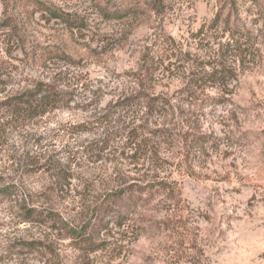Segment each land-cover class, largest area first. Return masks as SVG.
Instances as JSON below:
<instances>
[{"label": "rangeland", "instance_id": "374dc122", "mask_svg": "<svg viewBox=\"0 0 264 264\" xmlns=\"http://www.w3.org/2000/svg\"><path fill=\"white\" fill-rule=\"evenodd\" d=\"M123 1L144 4L0 0V102L36 82L60 93L33 119L11 121L0 111V188H18V199L0 197V264H264V42L256 46L262 56L233 65L237 79L222 92L205 86L191 99L183 92L189 74L200 75L208 61L203 51L226 40L210 29L221 6L229 3L225 15L233 10L246 19L250 4L162 0V15L144 11L123 26L114 18ZM253 19L247 27L254 35L260 26L251 27ZM202 27L207 36L196 37ZM154 34L167 44L154 43ZM143 53L158 69L145 93L166 100L169 116L143 117L133 105L108 126L102 151L97 121L134 90ZM192 99L223 104L200 110ZM137 135L143 146L134 153ZM198 135L206 145L194 140ZM22 152L61 160L67 178L54 184L39 166L22 173V162L16 164ZM126 185L144 186L148 202L123 224L100 227L93 208ZM29 209L38 215L34 222H25ZM79 234L95 252L79 244ZM22 242L38 243V250L27 254L18 248Z\"/></svg>", "mask_w": 264, "mask_h": 264}, {"label": "trees", "instance_id": "16d2710c", "mask_svg": "<svg viewBox=\"0 0 264 264\" xmlns=\"http://www.w3.org/2000/svg\"><path fill=\"white\" fill-rule=\"evenodd\" d=\"M123 2L124 3L118 5V9L114 13V18L118 20L119 23H124L123 26L128 25L131 21L143 16L139 15V13L144 11L149 14L153 13L160 16L165 10L162 0H144L143 5H134L133 2ZM244 3L245 4H243V6L247 3L250 4V13L247 14L246 19L239 17L233 10H229L225 15L224 11L228 8L229 3L225 6H221L223 9H220L219 15L212 23L210 29L214 28V31L219 30L223 36L227 35L226 40L214 43L216 48L211 51H203L204 55L202 58H205L208 61L202 60L204 65L199 72L200 75L193 76V73L196 70L195 69L189 74L191 75L190 78L186 79L184 83L185 89L183 92L187 97H190L189 99L193 97V94L203 89L205 86H209L210 88H214L222 92L227 86L237 79V72L233 65H237L238 63L241 65L244 62L249 63L254 60L255 53L260 55L261 49L256 46H259L264 42V1L245 0ZM34 4L39 6V3L37 2H34ZM44 8L52 16H54L55 19L61 20L68 27L75 28L72 25L73 20H69L67 16L55 13L46 7ZM251 17H254L253 21L250 22L251 27L260 26L254 35L250 32L251 30L249 27H247L248 20ZM7 27L10 28L11 32L16 30L14 24L9 23ZM200 36H203V38L207 36V33L204 32V27L199 29L196 34V37ZM160 40L164 45L167 44L164 39L162 40L154 34V43ZM171 50H174L175 52L174 48ZM139 66L137 74L134 77V90L128 95L119 97L118 100L113 102L108 107L107 110H111L110 117L108 115L97 121V123L104 128L102 133H100L95 140V143L97 145H101V148H103L102 151L105 150V147L108 145V130H106L109 129L108 126L117 124L120 120L121 113L125 114L133 108V105L139 104L141 110L143 111V117L152 115L156 116L158 119H162L169 116L166 108L170 105L166 102V100L164 101L157 98H149L145 93L144 83H147V81L151 78H156L158 69L152 68V61L147 59L145 53H143V55L139 58ZM1 76L2 73H0V77ZM58 98H60V93L53 84L36 82L32 85V87L22 90L0 102V111L4 112V114H6L11 121L24 118L33 119L37 116L45 114L48 108L54 107ZM213 100H215L213 103L209 100L207 103L206 99H198L197 101L192 99L188 102H199L200 105H196L195 103H190V105L194 104V106H199L200 110L223 104L221 99ZM107 112L109 113V111ZM142 118L141 120H143ZM130 134L131 130H128L125 137V145L129 141ZM138 137L139 135L136 136L135 142L130 146L131 151H134V153H137L143 146L142 139L138 140ZM189 138L191 137H188V139ZM240 138L248 139V136L241 135ZM194 140L201 146L206 145L208 142V138L204 135H198ZM19 159L20 160H18L16 164H21L22 162V173L26 172V170H24L26 167L39 166L38 171H42V173L46 174L51 180H54V184H57L59 181H63L67 178L65 176L67 164H63L61 160L56 161L54 158H33L32 156H29L28 152H22ZM146 191L147 189L144 186L126 185L123 188L118 189V191L107 193L104 200L97 204L92 211L95 215H100L98 217V225H101L100 227H105L110 222L123 224L134 208L148 202V200L142 199ZM17 192L18 188L13 185H7L0 188V197L9 200L16 199L18 197ZM22 201L23 199H21V202ZM24 216L26 217L25 222H34L33 220L36 219L38 215L36 214V211L29 209L28 211H25ZM48 216L50 217V215ZM51 221H55V218H52ZM76 237L79 240V244H81L83 248L88 245L89 250L95 252V245L93 242H90V239H88L87 236L82 237V235L79 234ZM37 246L38 243L35 242H22L18 248L21 251L24 250L27 254H33L38 250Z\"/></svg>", "mask_w": 264, "mask_h": 264}]
</instances>
